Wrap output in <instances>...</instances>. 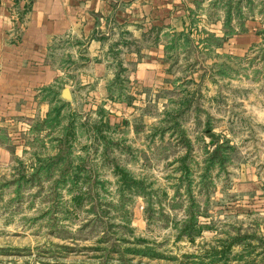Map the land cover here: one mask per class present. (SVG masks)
<instances>
[{
    "label": "rangeland",
    "instance_id": "374dc122",
    "mask_svg": "<svg viewBox=\"0 0 264 264\" xmlns=\"http://www.w3.org/2000/svg\"><path fill=\"white\" fill-rule=\"evenodd\" d=\"M228 1L225 51L176 49L187 77L140 97L114 85L129 111L64 99L19 154L0 128V264H264V0Z\"/></svg>",
    "mask_w": 264,
    "mask_h": 264
},
{
    "label": "crops",
    "instance_id": "0c3cea01",
    "mask_svg": "<svg viewBox=\"0 0 264 264\" xmlns=\"http://www.w3.org/2000/svg\"><path fill=\"white\" fill-rule=\"evenodd\" d=\"M227 1L0 0V128L10 127L14 152L22 149L15 132L45 119L47 89L65 105L68 88L72 110L84 99L94 110L124 112V90L114 85L130 83L140 97L187 77L172 62L176 49L225 51L239 35H225ZM209 35L218 42L205 41ZM12 149L0 143V163Z\"/></svg>",
    "mask_w": 264,
    "mask_h": 264
},
{
    "label": "trees",
    "instance_id": "16d2710c",
    "mask_svg": "<svg viewBox=\"0 0 264 264\" xmlns=\"http://www.w3.org/2000/svg\"><path fill=\"white\" fill-rule=\"evenodd\" d=\"M226 9H227V14H226V18H225V25L227 27H229V22L231 20V16H230V13L228 11H229V9H231V7L227 6ZM205 41H207L208 43H210V42L217 43L218 42V40L216 38H214L213 35H209L208 37H206ZM220 42L221 41H219V43ZM47 91L49 92V94H51L50 100L52 101V104H51V107H50L45 119L43 120V122L48 123L50 121H54L57 124L59 122V119H60L61 110L65 105L58 98L57 92H55L54 90H51V89H47Z\"/></svg>",
    "mask_w": 264,
    "mask_h": 264
},
{
    "label": "water",
    "instance_id": "95a60500",
    "mask_svg": "<svg viewBox=\"0 0 264 264\" xmlns=\"http://www.w3.org/2000/svg\"><path fill=\"white\" fill-rule=\"evenodd\" d=\"M67 91H68V88H64V89L62 90V97H63V99H65V100H69V98L65 95V94L67 93Z\"/></svg>",
    "mask_w": 264,
    "mask_h": 264
}]
</instances>
